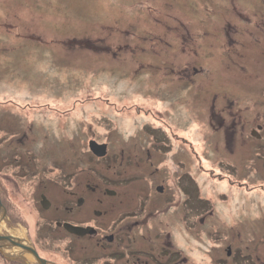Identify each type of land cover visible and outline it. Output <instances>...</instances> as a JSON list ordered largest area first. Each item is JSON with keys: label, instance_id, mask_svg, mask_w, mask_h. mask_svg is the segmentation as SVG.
Wrapping results in <instances>:
<instances>
[{"label": "rangeland", "instance_id": "rangeland-1", "mask_svg": "<svg viewBox=\"0 0 264 264\" xmlns=\"http://www.w3.org/2000/svg\"><path fill=\"white\" fill-rule=\"evenodd\" d=\"M262 123L264 0H0V192L17 220L4 219L2 231L56 264H66L65 256L67 264H77L76 256L85 257L83 264L123 262H112L110 249L95 239L66 238L54 223L63 220L56 202L91 181L119 193L100 192L105 199H142L143 213L155 211L148 222L157 231L171 221L159 213H176L169 199H179L156 188L169 172L170 184L192 177L199 185L191 218L183 217L181 204L172 217L180 223L171 221L185 259L180 264H209L203 252L217 243L224 248L228 235L234 264H253L256 254L263 260L264 199L256 206L243 200L241 208L215 200L218 217L205 220L199 214L206 203L198 199L200 187L208 193L218 183L209 168L219 171L217 158L231 162V150L250 172L264 162L250 137ZM94 138L111 142L110 150L91 153ZM42 193L51 209L39 204ZM116 210L102 216L107 231L113 220L112 226L130 223L121 221L123 206ZM145 237L153 244L157 236L150 230ZM66 244L76 248L73 258ZM3 249L7 255L19 249L26 254L19 260L38 264L22 247ZM5 259L0 251V264L13 263Z\"/></svg>", "mask_w": 264, "mask_h": 264}, {"label": "flooded vegetation", "instance_id": "flooded-vegetation-1", "mask_svg": "<svg viewBox=\"0 0 264 264\" xmlns=\"http://www.w3.org/2000/svg\"><path fill=\"white\" fill-rule=\"evenodd\" d=\"M116 49L117 47L115 48L112 47V53L114 55H117L118 53H120V52H117ZM108 132L110 133L111 130H108ZM263 132H264V124L262 123L257 126L254 132H252L251 130L253 137L250 136L256 142V147H254V155L257 159H259L258 161L260 162L263 161L262 157H264V153L262 152V150H264V144L262 143L264 142ZM94 139L97 140L96 138ZM220 140H222V137L220 138ZM81 143H82V146L80 149L82 150L84 148V143L83 142ZM110 146H111V142H107V148L109 150H110ZM89 151L94 154L92 149L89 148ZM231 151H232V154H231L232 161L231 162L227 160L223 161L224 157L217 158L215 162H216V167L219 171L215 173L214 172L215 169L213 167L209 168L210 170H212L213 175H216V179L218 180V183H214L215 188H213L210 192L206 193L204 192L202 187H200L202 196H198V199H202V202H199V203L201 204L206 203L203 213L199 214V217H201V220L212 218L213 215L215 217H218L217 213L215 214V211H214V207H215L214 204L216 202L215 200L217 201L219 199H223V201L230 200L229 201L230 203L241 208V207H244V204H243L244 199H251L250 201L255 203L254 204L255 206L257 205L256 199H264V194L260 195V193L264 191L263 189L264 183L262 181L261 172H260L262 171L260 167L261 165L264 167V162L256 164L255 168L251 170L250 172V170L243 169L242 165L239 162L235 161L236 158H235L234 150H231ZM222 152L223 153L225 152V148L222 149ZM227 152H228V148H227ZM202 154L205 156V153H202ZM149 165L153 166L154 162L149 160ZM159 166L160 165L156 166L157 169L159 168ZM219 166H221L222 168H220ZM151 172H153V170ZM156 173H160V170L157 171ZM221 173H223L224 175H222ZM245 173H249V175H251L250 179L247 181L242 176V174H245ZM263 173H264V170H263ZM169 174L170 172L168 173V176L166 177L168 180L171 177ZM145 177L147 178L149 177L153 179V181H155V178H157L158 176L151 175V173L149 174L146 173ZM166 178L163 175L161 177V181H164L165 183H160L156 187L160 191L159 193H161V195L163 194L167 195V193L172 192V195H176V197L179 199H169L175 202V203L171 202L169 207L172 209L173 212L180 214L178 212L180 210L179 206L183 204V208H182L183 217L191 218L190 216H192V213L194 212V209H195V201L198 203L197 199L194 197V194L198 192V187H199L197 181L193 179L192 177H184L183 179L174 178L173 179L174 184H170ZM147 180L149 181V179ZM251 184H252V187H251ZM152 185L153 183H150V186ZM168 186H170L169 187L170 189H168ZM238 188H240V190H238ZM99 189H101V191H99ZM108 189H110L111 191H109ZM84 190L88 192L87 195H82L81 193L83 192V190L78 188V193L76 192L71 193V195L69 197L64 198L62 202L55 201L56 202L55 203L56 212L59 215L63 216L61 217L63 220L61 221L59 220L60 222H64V223L67 222V224L84 226L90 229L86 234L78 235L72 232L69 228L64 227L62 225L60 228H62L65 231L66 238H70V237L73 239L83 238V239H90L91 241H94L95 239V241H97L95 242V244L98 247L103 246L105 248L110 249L107 256H110L111 261L115 263L123 261L122 264H129V263L130 264H180L182 261H185V259L182 258V253L180 252L181 249H180L179 244H177L173 240V234L175 232V229L171 221L175 223H180V221L177 218H172L176 215V213L169 214L168 212H160L159 213L160 216L170 217L171 221L168 223L166 228L162 227V229L155 231L153 228L154 223L148 222L150 221L149 219L155 213V211L145 210L146 213H143L142 212L143 210L142 199H108V198L105 199L104 198L105 196L110 197V198L116 197L118 192L114 188H109V187L101 188L100 185L95 186V185L88 184L86 185V188H84ZM174 190H176V193L174 192ZM257 190L259 194H255ZM100 192L103 194L104 197L101 196ZM148 192L153 196V194L150 191ZM101 205L108 206L109 209H107L106 207L101 208ZM5 206L7 207L6 204ZM120 206H123L125 208L123 212L126 214L125 217L121 219V221L123 222L124 220L129 219L130 223H128V225L126 223V226L123 224L120 226H116V225L112 226V224L114 223V220H113L111 223L112 228L110 226L109 231H107L108 228L102 227L101 219L103 217H106L104 215L117 211L116 209ZM173 206L174 208H172ZM52 207L53 205L51 204L50 208ZM139 211H141V213H138ZM259 213L260 211L257 212L258 219L262 216V215L261 216L258 215ZM120 216H122V214ZM120 216H116L115 220L119 218ZM139 216H141L142 222L138 220ZM184 220L186 221V219ZM187 220H190V219H187ZM138 223H140L141 228L137 226ZM210 227L212 229L211 231H213L218 226L217 224H215V227L212 228L211 225ZM150 230L155 233V235L157 236L156 239L158 242L155 241L156 240L155 239L153 240V244L146 243L148 242V240L145 237V233L147 232L148 234ZM177 230L178 232L180 231L179 228ZM188 230L192 231V229L187 228L188 233H189ZM258 232H261V230H259ZM259 238L261 240V236ZM138 239L139 240L141 239L140 241L142 243V246ZM154 241L157 243L154 244ZM163 241H165V243ZM263 241H264V234H263ZM114 242L116 243L113 244ZM48 243H50L51 246L53 244V242L52 241L49 242V240H48ZM156 244L161 245L160 247L162 246H165V247H163L162 250L158 252L154 248ZM69 246H70L69 244H66L64 248H67V249L64 250V252L67 251L69 255H71L73 258V253L75 252L76 248H74V245H73V248H69ZM130 247H132L131 253H128L126 255L125 250ZM233 247L234 245L229 243V245L223 248L222 251L218 247L209 248L207 250V257L208 256L218 257V259L215 260L216 264H234L233 261L235 259L236 252L232 250ZM86 248L87 246L82 245L81 251L84 252V249ZM35 249L37 250L39 255L47 261L48 264L49 263L56 264L55 262L57 261V259L56 261L54 260L51 261V259L49 258L50 256L49 257L43 256L40 253L39 249H37L36 247ZM183 250L184 249H182V251ZM220 252L222 253V256L219 255ZM1 253L6 256V254H4L3 251H1ZM8 255L16 256L15 254H8ZM129 255L131 256V258H129ZM227 255L228 257H226ZM8 258L11 260V257H8ZM65 258L66 256L64 257V263L67 264L71 260V257H69L70 259H65ZM33 260L35 263L40 264L35 259ZM6 262L8 263V261ZM13 262H16L19 264H25L22 261L19 262L17 260H13ZM74 262L77 264H83L85 262L87 263V261H85V257H81V256L74 257ZM186 262H189V261L187 260ZM201 262L202 261H199L198 263H201ZM238 263L239 261H237V264ZM9 264H12V263H9ZM253 264H264V257L262 260V257L259 254H256L253 260Z\"/></svg>", "mask_w": 264, "mask_h": 264}, {"label": "water", "instance_id": "water-1", "mask_svg": "<svg viewBox=\"0 0 264 264\" xmlns=\"http://www.w3.org/2000/svg\"><path fill=\"white\" fill-rule=\"evenodd\" d=\"M7 217V212H6V208L4 206V204L2 203V200L0 198V221L4 220ZM60 224V223H59ZM67 228H69L72 232H75L79 235H83L85 233L88 232V228L86 227H80V226H76V225H71V224H64ZM2 238H7L11 241V245H17L19 247H22L24 249H26L27 251H29L32 256L34 257V259L39 262L40 264H48L47 261L42 258L39 253L37 252V250L35 249V247L31 244H27L24 243L23 241H21V239H16V237L10 236V235H4L1 231H0V240ZM2 245L0 244V248L3 246H6L2 241H1ZM26 263H29V261H25Z\"/></svg>", "mask_w": 264, "mask_h": 264}, {"label": "bare ground", "instance_id": "bare-ground-1", "mask_svg": "<svg viewBox=\"0 0 264 264\" xmlns=\"http://www.w3.org/2000/svg\"><path fill=\"white\" fill-rule=\"evenodd\" d=\"M137 96V95H136ZM138 97V96H137ZM127 124L129 123V122H127V121H125ZM0 226H1V228L2 227H4V226H6L7 227V224H6V222H0ZM229 236L230 235H228L227 237H226V242L227 243H225L224 244V248L225 247H227V245H229V242H228V239H229ZM191 238V237H190ZM195 239H193V241H194ZM1 241L6 245V246H9L10 247V245H11V241L9 240V239H7V238H2L1 240H0V244L2 245V243H1ZM11 246H15V245H11ZM223 245H222V243H217V246L216 247H218L220 250H222V247ZM17 251H15L14 252V254H17V255H19L20 253H22V251H20L19 249H16ZM24 256L26 255L25 253H22ZM203 254L205 255L206 254V256H207V251H204L203 252ZM219 255L220 256H222V253L220 252L219 253ZM209 257V256H208ZM207 257V258H208ZM216 259H218V257H213V256H210V260H209V264H216V262H215V260Z\"/></svg>", "mask_w": 264, "mask_h": 264}, {"label": "trees", "instance_id": "trees-1", "mask_svg": "<svg viewBox=\"0 0 264 264\" xmlns=\"http://www.w3.org/2000/svg\"><path fill=\"white\" fill-rule=\"evenodd\" d=\"M2 197V196H1ZM3 199V198H2ZM3 201L5 202V200L3 199ZM6 203V202H5ZM8 206V205H7ZM12 211H13V209H11L9 206H8V213H9V216L10 217H12V219L14 220V221H17V220H15L13 217H15V216H13L12 215ZM19 220V219H18ZM12 264H19V263H16V262H13Z\"/></svg>", "mask_w": 264, "mask_h": 264}]
</instances>
